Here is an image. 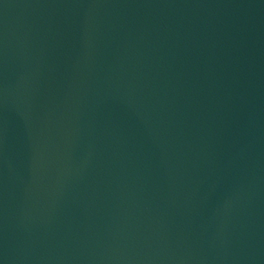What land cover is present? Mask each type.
Returning a JSON list of instances; mask_svg holds the SVG:
<instances>
[{
    "label": "water",
    "instance_id": "95a60500",
    "mask_svg": "<svg viewBox=\"0 0 264 264\" xmlns=\"http://www.w3.org/2000/svg\"><path fill=\"white\" fill-rule=\"evenodd\" d=\"M0 264H264V0H0Z\"/></svg>",
    "mask_w": 264,
    "mask_h": 264
}]
</instances>
